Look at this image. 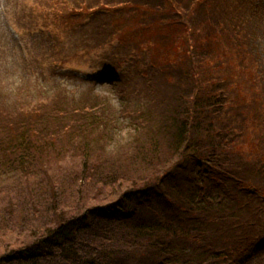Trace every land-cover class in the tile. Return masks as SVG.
<instances>
[{"label": "trees", "instance_id": "1", "mask_svg": "<svg viewBox=\"0 0 264 264\" xmlns=\"http://www.w3.org/2000/svg\"><path fill=\"white\" fill-rule=\"evenodd\" d=\"M200 6L203 5H197V8ZM168 8L170 11L173 9ZM184 8L183 16L182 12H177L182 16L180 18L177 15L179 20L186 25L177 27L179 32L199 27L189 25L186 20L191 19L193 22V18L188 15L192 9L187 6ZM251 11L250 16L240 17L245 21H240L241 30L237 28L235 18L231 22V16H228L226 21L219 20L213 25L216 30L208 25V32L203 34L200 29L201 36L199 39L194 38L195 44L191 47L189 36H185V65L181 66L180 70L177 68L175 72L178 74L161 72V76L164 74L162 81L154 76L147 79L148 83L144 84L147 96L140 95L136 88L138 82L135 83L138 80L129 78L130 75L117 81L119 103L125 109L121 115L133 124L132 131L145 134L149 128H157L159 133L168 137L167 143H162L163 139L157 142L148 137L145 140H137L138 144L135 145L136 140H133L131 149L139 151L142 156L143 150L140 148H145L150 152L151 163L152 153L161 151L163 145H166L167 151L163 153L166 155L159 161L156 160L153 165L147 166L151 171L146 169L126 176L118 167L121 162L105 159L111 156H104L99 150L83 151L74 142V132L96 129L103 127L106 122H114L111 116L113 104L110 99L102 97L95 100L94 104L89 105L86 101L82 108H76L75 105L69 109L55 99L63 94L53 81L44 82L45 86L53 82L50 90H39L37 93L31 92L19 82L15 86L13 83L2 84L1 88L4 90L0 93V101H15L13 107L16 112L7 114L0 110V125L6 124L8 127L7 140L13 137L16 140L13 144H7V140L2 141L0 138V149L7 159L5 163H0V176L13 174L10 179L16 177V180L12 182L15 187L5 193L7 200L0 214V227L5 224L6 228V221L9 222L16 212L19 215L17 221L22 218L24 222L20 225L13 224L9 231L22 241L6 242L4 235L0 234V264H203L195 255L192 257L186 254L183 242L188 235L196 229L204 231L209 222L213 221L211 227L215 224L230 225L231 218L235 221L241 217L237 216L235 210L231 212L232 216L226 217L217 212L205 213L203 206L201 208L194 205V201L198 199L199 202L208 200L213 193L210 188L229 189V186L252 195L260 205L252 206V203L255 204L253 201L244 203L243 206L247 207H244L243 211L249 216L245 225L249 224L251 229L257 228L260 223L256 215L258 213L262 216L261 205L264 204L262 107L256 100H251L248 105L240 104L238 108L234 107L235 98L230 94L228 85L237 87L238 83L244 82L241 78L243 71H239L242 67L231 75L230 81H226L211 78L209 75L204 76L203 64L201 65V62L207 59L211 63L227 62L229 58L226 51L229 52L233 45L239 43L235 41L240 38L246 42V47L249 46V56L258 55L254 39L255 42L262 40V30L264 36V10L253 8ZM142 12V18L137 19L145 22V10ZM197 17L205 23L206 20L200 12L195 16ZM246 18L250 21L248 24ZM165 20L167 26H164ZM165 20L160 29L163 32H171L176 26H168V15ZM137 22L138 20L130 23L122 21L126 29H130V36H142L141 39L148 37V41L156 39L155 28L146 31L144 35L135 31L133 24ZM262 24L263 28L260 29ZM167 38L161 37V42L156 45L161 49V53H165L164 57L171 54L164 47ZM127 41L122 42L121 50L124 55H131L133 63L137 66L145 65L148 47L144 49L146 52H143L141 45L136 42L130 45ZM221 48L224 60L217 61ZM164 62L166 64V61ZM162 82L163 89H160ZM12 89L13 93L9 94ZM240 107H243V111H240ZM14 115L15 120L10 122L9 118ZM62 115L64 118L70 117L69 124L54 127L55 124L51 120L57 122L61 120ZM131 119L136 120L138 124ZM67 132L70 141L67 143L66 139H63L62 144H57L58 138L66 136ZM16 134L19 138H15ZM50 137L51 140H56V144L54 149H48H51L53 154L60 150L63 153L67 150L64 148L69 145L70 156L79 159L80 169L83 171L81 177L91 179L88 185L100 187L87 192L76 185L75 192L64 193L65 197L72 201L70 211L58 207L62 191L55 187H46L44 184V191L48 189L44 201L40 197L41 190L36 192V185L43 189L42 182L36 183L43 167L34 163L35 150L41 146L40 141L45 146ZM142 143H145V146ZM105 145L109 146L108 142ZM120 152L119 159H122L127 152L124 149ZM99 154L103 157L99 158L101 161L96 162ZM143 156L146 154L143 153ZM138 158L144 160L142 157ZM165 161L168 164L159 170V164ZM91 165L103 168L102 174H98L99 170L95 166L96 170L92 172ZM153 170L156 172L151 174ZM23 173L22 178L20 174ZM26 179H31L34 185L25 184ZM248 182L251 183L246 184ZM3 187L0 186V192ZM17 189L22 192L14 194ZM85 193L87 200L83 198L84 202L90 199L96 202H89V206L82 208L79 204ZM98 195H101L99 199ZM160 198L166 200L165 205L154 206L157 201H161ZM19 209L22 211H18ZM194 212L198 213L197 216H194ZM261 225L264 230L263 223ZM39 228H42L41 232ZM25 229L26 232L30 231V237L26 241L19 234Z\"/></svg>", "mask_w": 264, "mask_h": 264}, {"label": "rangeland", "instance_id": "2", "mask_svg": "<svg viewBox=\"0 0 264 264\" xmlns=\"http://www.w3.org/2000/svg\"><path fill=\"white\" fill-rule=\"evenodd\" d=\"M200 4L204 7L200 6L197 8V5ZM167 6L173 7V9L170 11ZM186 6L192 9L188 15L193 18V22L191 19L186 21H188L189 25H198L199 27L179 32V27L186 26L178 18V16L180 18L183 16L185 13L184 7ZM253 8L264 10V0H0V93L4 90L1 88L4 83L9 85L13 83L15 86L19 82L27 86L31 92L37 93L39 90H50L54 82L63 94L62 97L59 96L55 99L69 109H72L75 105L76 108H82L86 101L91 105L97 99L108 97L113 104L111 116L114 122H106L100 128L74 132L73 140L79 149L83 151L99 150L98 152L102 155L111 156V158L105 159L121 162L118 167L126 173V176L140 173L145 171L147 166L153 165L156 160L159 161L163 158L166 155L163 153H166L167 149L166 145H163L161 151L152 153L153 162L151 163L150 152H147L145 148H140L143 150L142 156L139 155V151L131 149L133 140H136L135 145L138 144L137 140H145L148 137L157 142L163 139L162 143H167L168 137L159 133V130H156L157 128L154 130L149 128L145 134L132 131L133 124L121 115L125 109L122 104L117 102L114 95V84L117 82L119 73L109 68L107 60L122 54L123 41L128 40L127 43L130 45H134L136 42L143 47V52H146L144 49L148 47L145 65L139 64L137 66L133 63L134 59L131 55L122 62L135 67L136 75L139 77L138 81L135 82H138L136 88L140 95L147 96V91L144 88V84L148 83L147 79L154 76L155 79L158 78V80L162 81L164 74L161 76V72L178 74L175 72L177 68L180 70V67L185 65L184 53L187 48L183 49L185 36H189L191 47L195 44L194 38H200L201 31L203 34L207 33L210 27L216 30L213 25L219 20L226 21L225 18L228 16H231V22L235 18L237 28L241 30L240 21L243 23L245 21H242L240 17L250 16ZM143 10H145V22L137 19L142 18ZM167 10L170 12L168 13ZM178 11L182 12V16L177 13ZM199 12L206 20L205 23L202 19L195 18ZM167 15L169 16L168 26H176L171 32H163L160 29ZM254 18H257V16H254ZM135 20H138V25L137 23L133 24L135 31H139L141 35H144L146 31L149 32V30L155 28L154 35L156 39L148 41V37L141 39L142 36H130L128 32L130 29H126L122 21L130 23ZM248 22L250 21L247 19L246 23L248 24ZM166 24L167 21L165 20L164 26H167ZM69 26L72 28L69 29ZM262 28L263 24L260 29ZM67 30L72 32L70 37L66 35ZM163 36L168 37L164 47L173 55L168 54L164 57L165 53H161V49L156 46L161 42L162 39L160 38ZM262 40H258L259 42L256 40L255 42L254 39L255 48L257 47V56H249L247 54L249 46L246 47V42L240 38L235 41L239 43L233 45L229 52L226 51L229 58L227 62L211 63L207 59L202 61L201 65L203 64L202 71L204 76L207 77L209 75L211 78L225 79L226 81H230L231 75L242 67L239 71H243L241 78L244 82L238 83L237 87L228 85L230 94L235 98L234 107L238 108L240 104H243V106L245 104L248 105L251 104V100H256L262 107L264 117V40L263 42ZM222 49L219 52L217 61L224 60ZM148 52L150 53L149 56ZM186 55L188 56L187 51ZM179 58L182 60H179ZM55 59H58L59 62L55 61ZM170 60L171 63H169ZM149 61L153 62L154 65H151L152 63L150 64ZM164 61H166V64ZM253 61L256 62L254 63ZM58 65L61 66L57 68ZM41 67H44V69ZM256 70H258L257 73ZM54 73L56 74L54 75ZM49 81L53 82L45 86L44 82L47 83ZM163 83L160 84V89H163ZM11 93H13V89L9 94ZM14 105L15 101H8L7 103L0 101V110L7 114H13L16 112ZM239 109L243 111V107ZM239 109H236V111ZM78 111L80 110L78 109ZM12 118H9L10 122L15 120L16 115L12 116ZM68 120H70L69 116L64 118V115H62L61 120H57V122L51 120V122L56 127L57 125L64 126L69 124ZM131 120L138 124L136 120ZM7 128L6 124L0 125V138L2 141L7 140ZM67 135L68 132L66 136H60L57 144H62L63 139H66L68 143L70 135ZM15 138H19V136L16 134ZM14 140H16L14 137L8 139L7 144H13ZM106 142H108L109 146L105 145ZM45 143V146H43L42 141H40L39 145L41 146L35 150L34 163L43 167V170L39 171V180L36 182H42L43 189L36 185V192L41 190L39 191L42 195L40 197L44 201L45 196H47L46 192H48V189L46 191L44 189L48 186L55 187L62 191L61 203L59 202L58 207H61L62 210L70 211L72 201L65 197L66 193L75 192L74 187L76 185H79L87 192L99 186L88 185V181L91 179H83L81 177L83 171L80 169L79 159L75 158L76 156H70L71 149L69 145L64 148L67 150L63 153L60 150L57 154H53L52 150L48 148L54 149L56 140H51L50 137ZM142 144L145 146V143ZM57 149L59 150V148ZM106 149L110 153L109 155L106 154L108 152L105 153ZM122 149L127 152L124 154L123 160L119 159L121 156L120 150ZM143 153L146 156H143ZM261 153L264 155V150ZM100 157L103 156L97 155L96 162L101 161L99 160ZM138 157H142L144 160L142 161ZM0 160H2L1 164L7 160L4 158L1 149ZM166 164H168L166 161L159 164V170ZM94 166L99 170L98 174L101 175V169L103 168H98V165H91L90 169L92 172L96 170ZM147 171H151V169L149 168ZM155 172L153 170L151 174ZM13 176V174L0 176V186H4L2 192H0V214L7 200L5 193L8 189L15 187L12 182L16 180V177L10 179ZM21 176L23 178L24 173L20 174ZM28 176L30 177V175ZM79 178H82V180ZM24 183L30 186L34 185L31 179H26ZM249 183L251 182L246 184ZM228 188L217 190L210 188L213 193L208 197V200H204V203L203 200L199 202L198 199L194 201V205L196 204L197 207L201 206V208L203 206L205 213L214 214L217 212L224 214L223 216L226 217L235 210L238 213L237 216L241 215L240 219L242 220L237 218L233 221L231 218L232 223L230 225L215 224L211 227L212 221L207 223L204 231L194 230L183 242L185 252L192 257L195 255L203 264H232L234 261L236 264H264V230H262L261 225L262 223L264 225V204L261 205L263 206L262 216L258 213L256 215L260 224L257 228L251 229L249 224L245 225L247 220H249V216L247 215L248 213L246 214L243 211L244 207L247 206L243 205L247 201H253L255 204L252 203V206H258L260 202H257L252 195L242 192L238 188H230L229 186ZM17 192L20 193L22 191L17 189L14 194ZM85 195L86 193L82 195L81 204H79L82 208L89 206V202L91 204L96 202L91 199L84 202V200H87ZM100 197L101 195H98L97 199ZM165 202L166 200L157 201L154 206L165 205ZM67 203L69 204L66 207H62ZM18 211L22 210L19 209ZM17 213L13 215V218L12 216L10 217L9 222L6 221V228L5 224L0 227L2 228L0 234L4 235L3 239L6 242L22 241V239L9 232L13 224H22V218L17 221L19 217ZM197 214V212H194V216H197ZM207 216L211 217L213 215ZM27 229L19 233L23 236L24 241L30 237V231L26 232ZM41 231L42 228H39V232Z\"/></svg>", "mask_w": 264, "mask_h": 264}, {"label": "bare ground", "instance_id": "3", "mask_svg": "<svg viewBox=\"0 0 264 264\" xmlns=\"http://www.w3.org/2000/svg\"><path fill=\"white\" fill-rule=\"evenodd\" d=\"M264 37V36H263Z\"/></svg>", "mask_w": 264, "mask_h": 264}]
</instances>
